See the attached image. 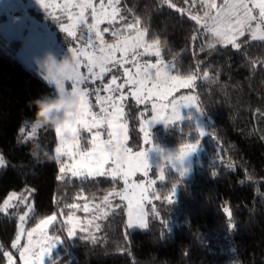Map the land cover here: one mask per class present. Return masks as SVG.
I'll return each mask as SVG.
<instances>
[{
    "label": "trees",
    "instance_id": "trees-1",
    "mask_svg": "<svg viewBox=\"0 0 264 264\" xmlns=\"http://www.w3.org/2000/svg\"><path fill=\"white\" fill-rule=\"evenodd\" d=\"M120 7L129 21L139 17L140 27L148 29L146 40L159 39L162 58L176 64L177 74H196L198 66L196 97L214 129V140L204 141L207 165L184 177L172 168L165 170L157 188L159 215L149 213L146 229L129 228L125 213L119 211L107 219L102 240L94 241L81 230L69 238V225L61 217L75 210L67 205L79 203L78 196L89 199L109 193L118 181L96 177L82 185L79 179L62 180L57 161L33 159L29 149L34 140L25 136L31 131L35 107L27 102L43 94L55 95L54 87L13 54L21 40L2 39L10 51L0 46V156L5 161L0 166V208L16 193L9 209L26 205L20 196L33 202L28 228L58 215L50 232L62 239L57 248L66 250L75 264H230V259L232 264H264V42L243 36L238 40L240 49L220 44L208 49L212 39L205 35L193 41L195 22L160 0H121ZM128 108V143L138 149L144 106L130 102ZM153 134L160 147L199 138L194 122L156 126ZM35 140L54 150L55 128L38 130ZM217 145L222 152H217ZM219 154L232 162V169L210 163ZM173 186L175 203L169 204L166 197ZM17 221L9 210L0 211V264H8L5 252L21 264L19 251L12 248Z\"/></svg>",
    "mask_w": 264,
    "mask_h": 264
},
{
    "label": "snow or ice",
    "instance_id": "snow-or-ice-1",
    "mask_svg": "<svg viewBox=\"0 0 264 264\" xmlns=\"http://www.w3.org/2000/svg\"><path fill=\"white\" fill-rule=\"evenodd\" d=\"M39 5L48 13L58 11L67 23H61L60 30L68 37L77 38L78 31H81L77 43L79 47H70V58L57 63L52 57L48 58L47 74L44 80L49 85H54L55 95L70 91L80 99L79 108L74 113H67L62 122L55 127V134L58 144L55 147L57 163L60 164V179L65 175L79 179L83 185L89 179L96 177H108L114 183L119 180L123 182L120 191L113 190L103 197L105 205L110 204L109 197H119L126 201L128 227L146 228L144 205H151V197L160 200L158 192L152 190L157 183L156 179L144 180L139 183L134 179L137 174L148 178L153 166L149 162L150 151L163 153L158 144L153 142L151 126L157 122L171 125L183 119L181 106H195L198 111V99L195 95L182 94L181 89L192 90L196 86L199 68L197 73L177 74L175 63L165 62L161 56L159 39L149 42L145 39L148 29L140 27L139 17L129 21L127 16L121 15V0H37ZM161 4L176 9L181 14H187L191 21L195 22V35L192 40L205 35L214 42L208 43L207 48L213 49L217 44L224 47L229 45L234 49H240L238 43L240 37L247 33L251 41L264 42V0H184L187 8H177L172 0H160ZM198 6V7H197ZM52 9L53 11H49ZM195 9V11H194ZM125 11H128L125 9ZM59 20L60 16H53ZM101 25H106L101 27ZM110 33L114 39L111 43L105 40V34ZM82 41V42H81ZM247 43V41H245ZM200 51H205L201 47ZM117 53L120 55L117 56ZM148 57L149 59H145ZM151 57L157 58L153 62ZM86 69V74L81 72ZM122 70V71H120ZM112 74L110 81L101 83L99 87H88L95 85L98 81L103 82L106 74ZM120 76L124 77L118 82ZM204 78L208 73H203ZM128 89V93H125ZM107 95H99L101 91ZM96 95V106L89 97ZM131 97L134 106H144L140 113L142 134L141 147L139 150L129 146V128L125 120V101ZM150 110L151 117L145 118ZM27 123V122H26ZM199 129V136L202 138L207 133L205 129ZM37 129L31 126V131L26 134L25 140H35ZM21 133L25 132L22 127ZM82 133H86L82 137ZM65 134L72 136L71 140L65 138ZM83 139V143H82ZM115 145V150L109 152L108 145ZM200 146V139L192 143L181 144L175 154L162 155V161L156 165L160 170L159 180H164L163 168L168 165L179 172L181 177L186 175L187 169L177 168L184 159L195 152ZM61 157L67 160L61 161ZM70 161V163H69ZM3 158L0 157V164ZM67 169V173H66ZM215 175V173H212ZM176 187L173 186L171 194L166 197L169 204L175 203ZM15 198V194L4 201L0 211L7 212L9 201ZM20 202L27 203L26 197H18ZM77 199L87 200L86 196H78ZM69 209H83L84 212H91L88 203L83 205L73 203L67 205ZM96 209L100 205H94ZM29 207V211H31ZM106 215V213H105ZM157 215H159L157 213ZM231 213H229V216ZM27 213L19 216V232L16 235L12 248L19 251L23 264H44L45 257L51 253L58 241L59 236L49 234V226L57 220L55 214L40 220L36 227L31 228L25 234L24 222ZM75 218V219H74ZM94 216L88 220V226H94L99 230L100 225L94 224ZM69 225L67 236L75 237L76 228L81 231H88L83 226L80 218L75 216L73 211L67 218ZM167 225V222H165ZM234 228V225L230 224ZM169 226H167V231ZM26 235V245L21 247V237ZM8 261L13 262L10 253L5 252Z\"/></svg>",
    "mask_w": 264,
    "mask_h": 264
},
{
    "label": "rangeland",
    "instance_id": "rangeland-1",
    "mask_svg": "<svg viewBox=\"0 0 264 264\" xmlns=\"http://www.w3.org/2000/svg\"><path fill=\"white\" fill-rule=\"evenodd\" d=\"M172 3H174L177 8H187L188 7V5L184 4V0H172ZM49 11H53V10L49 9ZM53 16H60V19L59 20L54 19ZM61 23H67V21L63 19L62 15L58 11H53V15L49 16L48 13L39 5L37 0H0V46H2L3 49L5 50L10 51V46L6 47V45L2 42V39L21 40L22 46L13 54L17 56L22 62H24V64L28 68H30L35 73L40 75L43 79H44L43 76L47 74V67H45V65L48 62L49 57H52V59H54L57 63H61L66 57L70 58V55H71L69 52L70 47L80 46V44L77 43V41L80 39L82 30L78 31L77 38L74 39L72 37H68L66 33L60 30ZM104 26L106 25H101V27H104ZM245 36L249 37L247 33L245 34ZM113 39L114 38L111 37L110 33L105 34V40L108 41L109 43H111ZM212 42L214 41L212 40L211 43ZM119 55L120 54L117 53V56ZM145 59H149V58L146 57ZM150 59H152L153 62H155L157 58L151 57ZM164 60L165 62H172L170 60H166V59ZM86 71H87L86 69L81 68V72L86 74ZM112 74H117L119 76V72L106 74L103 82L98 81L95 85L89 84L88 87L91 89L92 87H99L101 83L109 82ZM123 79L124 77L120 76V78L118 79V82H122ZM52 86L54 87V85ZM195 90H196V86L192 90L181 89V93L186 94V95L191 94V95L196 96ZM124 91L126 94L128 93V89H125ZM99 95H107V93L102 90L99 93ZM89 99L94 105L93 110L94 111L98 110V106H96L95 104L96 99H97L96 95L90 96ZM130 102H134V100L131 97H129V99L125 101V120L128 124V128H129V119L127 118V115L129 113L128 105ZM140 110H142L143 112L144 108ZM181 115L183 119L180 121H177L176 123L194 122L197 125V127H201L205 129L207 133L213 134L214 129L212 128V121L209 118H207L203 113L198 111L195 106H191V105L183 106L182 105ZM150 117H151V113L149 110V112L146 113L145 118H150ZM156 126L168 128L170 125H165L163 122L154 123L151 126L152 137H154L153 130H154V127ZM140 127H141V124H140ZM197 131L199 132L198 128H197ZM84 135H86V133H82V137ZM65 138L67 140H71L72 136L70 134H65ZM198 139H200V146L197 148V150L189 154L184 159L182 164H179V163L177 164V168L182 167V168L187 169L186 174H191L195 172L197 169H199L202 165H207V163L204 162V158L208 157V152H207V148L205 146L204 141L208 139L210 142H212V140H214V134L213 135L206 134L202 138H200L199 136ZM82 143H83V139H82ZM57 144H58V138H57ZM179 147L180 145L173 146V147H160L163 150V153L156 152V151H150L148 154V158H149L150 164L153 166V169L150 172V176L148 178H143L139 174H137V176L134 178L136 182L139 183L141 180H144L145 183L147 184V180L156 179L157 183L152 186V190L157 192V188L159 184L163 181L159 180L160 170L156 169L155 167L156 165L161 163L162 155L166 156L168 154H175L178 151ZM139 149L140 148L134 149V151L139 150ZM205 151L207 152L206 156H205ZM217 152L218 153L222 152V147L220 145H217ZM65 160H67V157H61L62 162ZM210 163L215 166H222V167L224 166L229 169L233 168L232 162L228 158L224 157L222 154L212 156L210 159ZM3 164H5L4 159H3V163L0 164V166H2ZM166 169H170V167L168 165L164 166L163 168L164 177H165ZM217 172H218V169H215L214 173H217ZM66 173H67V169H66ZM61 175L62 174L60 173L59 178ZM65 179H71L70 175H65ZM117 181H118V186L116 189H113V190L120 191L123 188V182L119 180ZM12 194H15V196H17L16 193H12ZM12 194L10 196H12ZM107 194L108 193L100 195V196H96L94 198H89L87 200L81 199L80 201H78L79 204L81 205H83L84 203H88L90 208L93 209L91 212L86 213L83 211L82 208L74 211L75 216L80 218L81 224L83 226L88 227V235L94 241L102 240V237H103L102 231L105 228V223L107 219L113 214H116L119 211L124 212L127 217V222H128L127 207H126L127 202L121 201L119 197H109L110 204L105 205V203L103 202V197L106 196ZM9 197L7 198V200L9 199ZM12 200H10L9 203H11ZM151 200H152L151 205H148L147 203L144 205V210L146 213L145 222L147 224V227H148L149 213L150 212L157 213V210H158V206H157L158 200H156L154 197H151ZM94 205H100V208L96 209ZM29 207H31V209L33 208L32 200L27 202L26 205H24V207L20 210H15V208H10V209L8 208V210L12 212L13 214H15V216L18 219L17 234L19 232V225L21 223L19 220V216L25 215V213H27L26 220L24 222L25 234L28 230H31V228H33V227L28 228L26 226V223L28 222L29 216L32 212V210L29 211ZM69 215H63L61 218L67 223V218ZM56 216H57L56 221H58L60 218L58 215ZM94 216L99 217V219L94 220V224L100 225L99 230H97L94 226H88L87 224L88 220L93 219ZM55 222H53V224ZM51 227L52 225L49 226V229H48L50 235H52L50 232ZM129 228L146 229V228H139V227H129ZM78 230H80L79 227L76 228V231ZM26 242L27 241H26V235H25L21 237V247L26 245ZM60 244H61V241H58L56 243V246L51 250V253L45 257L44 264H75V261L72 259L70 254L66 253V250L63 251L57 248L58 245ZM12 257H13V262H11V264H15L16 258L13 255ZM19 258H20V255H19ZM8 264H10L9 261H8ZM21 264H23L22 260H21ZM230 264H232V259H230Z\"/></svg>",
    "mask_w": 264,
    "mask_h": 264
},
{
    "label": "clouds",
    "instance_id": "clouds-1",
    "mask_svg": "<svg viewBox=\"0 0 264 264\" xmlns=\"http://www.w3.org/2000/svg\"><path fill=\"white\" fill-rule=\"evenodd\" d=\"M28 106L35 107L34 118L31 126L37 129L55 128L62 122V118L67 113H74L78 110L80 99L77 95L66 91L56 95L43 94L33 100L27 102ZM115 145H108L107 150L112 152ZM30 155L38 162H54L57 161L55 150H49L42 146L39 141L34 140L29 149Z\"/></svg>",
    "mask_w": 264,
    "mask_h": 264
}]
</instances>
